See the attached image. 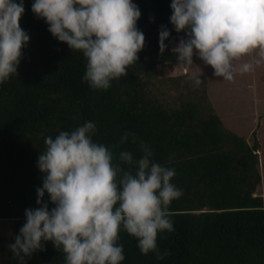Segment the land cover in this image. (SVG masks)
Instances as JSON below:
<instances>
[{
    "label": "trees",
    "instance_id": "trees-1",
    "mask_svg": "<svg viewBox=\"0 0 264 264\" xmlns=\"http://www.w3.org/2000/svg\"><path fill=\"white\" fill-rule=\"evenodd\" d=\"M23 3L20 23L30 41L18 75L0 84V220H14L12 237L0 243H15L25 210L39 207L36 190L43 174L37 161L46 138L91 121L97 129L94 142L110 149L134 134L112 149L115 156L127 150L139 159L140 142L147 144L154 162L175 170L171 182L183 192L169 206L174 230L158 233V249L169 255L142 254L138 240L121 230V264H264V197L257 195L264 144L256 138L251 145L226 127L208 96L207 78L196 76L203 83L195 87L194 77L189 80L186 68L176 65L172 48L186 34L177 33L170 22L172 0H133L141 11L137 27L145 47L128 75L113 80L107 90L90 87L82 52L53 37L32 12L34 0ZM162 26L171 36L161 56ZM161 73L177 85L186 80L176 106L154 92ZM44 249L25 257L24 264H65L52 242H44ZM8 257L9 264H21L12 251Z\"/></svg>",
    "mask_w": 264,
    "mask_h": 264
},
{
    "label": "clouds",
    "instance_id": "clouds-1",
    "mask_svg": "<svg viewBox=\"0 0 264 264\" xmlns=\"http://www.w3.org/2000/svg\"><path fill=\"white\" fill-rule=\"evenodd\" d=\"M170 7L174 30L186 34L172 48L178 67L191 66L198 56L215 77L233 81L237 73L264 65V0H172ZM24 12L23 0H0V84L18 75L30 41L20 23ZM32 12L53 37L82 52L84 80L94 90H107L113 80L127 76L145 47V35L137 27L141 11L133 0H34ZM170 36L162 26L161 56ZM202 83L193 78L195 87ZM96 131L89 121L46 138L37 161L43 174L36 190L39 207L25 210L26 222L9 245L21 264L45 250L44 242L64 254L65 264H121V230L138 240L142 254L169 255L160 252L157 239L158 233L174 230L169 206L183 195L171 182L175 170L154 162L144 142L139 159L127 150L115 156L112 149L132 133L110 149L94 142Z\"/></svg>",
    "mask_w": 264,
    "mask_h": 264
},
{
    "label": "rangeland",
    "instance_id": "rangeland-1",
    "mask_svg": "<svg viewBox=\"0 0 264 264\" xmlns=\"http://www.w3.org/2000/svg\"><path fill=\"white\" fill-rule=\"evenodd\" d=\"M193 61L191 66L184 69L183 74H188L189 80L200 75L207 78L208 96L226 127L245 137L251 145L256 138L264 144V65L256 67L249 73H237L233 81H224L215 77L211 66L205 65L198 56H194ZM168 77L167 74H160V78L155 80L154 92L168 105L176 106L186 80L180 81L177 85ZM259 169L263 182L257 195L264 197L262 164L259 165ZM13 232L14 220H0V242L9 240ZM9 244L0 243V264H9L8 253L11 252Z\"/></svg>",
    "mask_w": 264,
    "mask_h": 264
}]
</instances>
